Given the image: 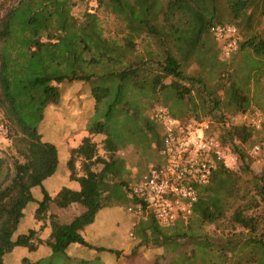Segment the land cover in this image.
<instances>
[{
    "label": "trees",
    "instance_id": "obj_1",
    "mask_svg": "<svg viewBox=\"0 0 264 264\" xmlns=\"http://www.w3.org/2000/svg\"><path fill=\"white\" fill-rule=\"evenodd\" d=\"M77 1L88 6L81 19L72 14L74 0H15L7 7L0 3V110L15 151L0 156V264L15 248L34 252L42 243L50 253L36 260L24 257L23 264H104L99 258L73 257L68 248L79 244L113 252L90 244L83 231L103 208L135 203L128 195L130 172L121 153L131 148L157 153L160 159L162 128L152 117L153 109L163 106L175 118L202 120L187 116L198 91L207 116L214 121H222V106L234 114H247L252 98L246 88L253 75L258 82V75L264 73V37L253 31L254 20L264 16V0H98L97 9L104 6L125 23L126 34L120 39L105 36L97 9L89 11L90 2ZM216 24L235 25L243 39L224 60L232 59L230 63L236 65L254 55L246 73L239 74V83L223 75L229 62L220 59L218 41L210 32ZM138 40H154L158 51L140 54ZM194 64L199 71L189 75ZM217 73L218 81L211 84ZM67 81L90 84L95 111L88 130L104 136L105 154L99 153L91 137H85L66 162V174L79 189L65 186L52 197L44 181L58 170L60 154L54 143L44 139L39 125L47 108L60 103L59 84ZM212 127L217 131L215 123ZM222 127L225 133L220 136L236 155L238 170L251 173L250 149L255 147L258 129L245 121ZM239 178L234 169L218 163L210 182L199 188L188 222L166 227L172 229L169 236L162 237L153 217L147 220L152 223L154 243L168 248V254L191 246L190 253L180 251L170 264H197L198 259L216 264L209 258L213 247L201 230L230 211V223L248 233L239 249L245 252L236 262L264 264V215L246 214L253 200L235 203L240 196ZM252 178L264 200V171ZM35 187L43 193L39 201L32 192ZM32 202L38 203L35 218L49 221L51 232L45 240L35 229L19 231ZM51 203L60 208L77 203L85 210L71 222L61 223L50 213ZM226 250L219 248L220 264L232 259Z\"/></svg>",
    "mask_w": 264,
    "mask_h": 264
},
{
    "label": "rangeland",
    "instance_id": "obj_2",
    "mask_svg": "<svg viewBox=\"0 0 264 264\" xmlns=\"http://www.w3.org/2000/svg\"><path fill=\"white\" fill-rule=\"evenodd\" d=\"M15 0H0L2 6H10L14 4ZM77 2L72 7V14L81 19L83 14L88 9V6L82 2ZM90 7V5H89ZM224 7V3L222 4ZM99 16L100 23L104 29L105 36L121 38L125 33V23L118 20V18L111 13L110 10L104 6H99L96 11ZM256 23V24H255ZM254 29L256 33H259L264 37V16H260L254 20ZM243 41V39H242ZM138 42L139 53L146 55L148 51H158V47L154 40H147L145 42ZM240 51L235 54V58L238 57ZM220 55V54H219ZM254 55L240 59L236 65L231 64L232 60L227 61L225 65V73L223 74L226 79L231 81H241L240 75L246 73L247 66L254 60ZM199 71L197 65H192L188 73L194 75ZM257 77V76H256ZM259 81L253 75L251 82L246 88L251 96L252 104L247 114H234L232 110L227 106H222L220 113H223L222 121H214L211 117L207 116V107L202 104L201 97L198 91L193 94V103L190 106V111L187 116H198L199 118L211 119L214 121L216 127L219 129L223 124H231V122H251L256 116L263 118L261 128L257 130L254 141L255 146H259L258 152H253L250 149V165L251 173H244L236 167L234 170L238 172L240 178L238 181L239 197L234 200L236 204H245L244 202H252V206L245 209V212L249 216L264 215V200L261 198L258 188L254 185V175H261L264 171V73L258 75ZM169 80V79H168ZM218 81V73L213 75L210 79L211 84H215ZM62 91V99L60 103L56 105H50L45 114L44 120L40 123L39 129L43 134L46 141L54 143L59 151L61 163L59 165L58 172L55 175V179L60 183L66 175V159L68 153L74 147L81 144L85 137H91L93 141L98 144L99 153L105 154L104 150V136L93 135L89 133V126L92 123V118L95 111V99L92 95L91 86L89 83L83 81L64 82L59 84ZM223 97V93H221ZM186 116V117H187ZM218 117V114H217ZM248 148V145L246 146ZM15 151L11 140L8 138L7 128L3 118V113L0 110V156L9 157L14 155ZM121 155L126 160V165L129 170V176L126 180L129 184L135 183L146 170L150 163H156L159 160L157 153L148 155L145 151H134L131 148L123 151ZM80 168V162L77 163ZM130 198V197H129ZM254 202H259L256 205ZM132 203H126L123 205H116L108 207V212L112 214L108 215V221L99 223L96 225L101 229H93L87 231V240L95 246L104 247L111 251H94L93 249L77 246L75 251H71L77 254V258L94 259L99 258L104 264H170L171 258H174L180 253V251L187 250L191 252V246L184 245L181 249L168 254V248L160 247L154 243V235L152 233L151 221L143 220L133 213L128 211ZM31 207L26 209L27 216L29 215ZM230 214L221 219L216 224L205 225L201 230L203 237H208L209 244L212 245L213 251L209 258L216 264H220L219 248H228L227 256H232V259H228L222 262L226 264H256L249 263L246 260L237 263L236 260L243 256L244 250H239L244 240L247 238V231L234 224H231ZM103 218V217H102ZM95 226V227H96ZM162 237L169 236L172 229L157 225ZM27 228V222H24L23 229ZM91 231V232H90ZM242 234H239V233ZM133 234V237L131 236ZM44 240V239H43ZM41 245V244H40ZM38 245V246H40ZM45 246V243H42ZM74 248V247H73ZM235 251H232V249ZM25 248H15L12 252L8 253L5 257V264H23L22 257ZM118 252V255L115 253ZM33 255V254H32ZM34 254L33 257H36ZM197 264H203L202 259H198Z\"/></svg>",
    "mask_w": 264,
    "mask_h": 264
},
{
    "label": "built area",
    "instance_id": "obj_3",
    "mask_svg": "<svg viewBox=\"0 0 264 264\" xmlns=\"http://www.w3.org/2000/svg\"><path fill=\"white\" fill-rule=\"evenodd\" d=\"M84 1L90 2V12L96 11L98 0ZM210 32L218 41L223 59H229L239 49L242 38L235 25L216 24ZM152 117L162 128L160 159L150 163L129 185L128 195L135 203L128 211L143 220L153 217L162 227H173L179 221L188 222L199 188L210 182L218 163L235 169L238 161L220 136L224 128L215 131L212 120L178 119L163 106L155 107ZM250 123L260 129L263 118L256 116ZM259 150V146L253 148L255 153Z\"/></svg>",
    "mask_w": 264,
    "mask_h": 264
},
{
    "label": "crops",
    "instance_id": "obj_4",
    "mask_svg": "<svg viewBox=\"0 0 264 264\" xmlns=\"http://www.w3.org/2000/svg\"><path fill=\"white\" fill-rule=\"evenodd\" d=\"M69 155H70V153H68V155L66 156L67 159H68ZM67 159H66V162H67ZM60 163H61V160L59 162V165H60ZM58 169H59V166H58ZM57 172H58V170L56 171V173ZM56 173L53 176L49 177L48 179H46L44 181V188L48 191V193L52 197L56 196V194L65 186L69 187V188H72V189H79L78 183L73 181V180L71 181L69 179V174L68 173L65 175V178L60 183H58L57 179L54 178ZM32 192H33L34 198L37 201H39V200H41L43 198V193H42V190H41L40 187L33 188ZM28 207H31L29 215L27 216V211L25 210V216L23 218V221H22V224L20 226V230L19 231L26 233V232H28L29 229H35L36 231H38L37 235H38L39 238L44 239V240L47 239V237L49 236V234L51 232V229L49 227V221L47 219L46 220H37L35 218V211H36V209L38 207V203L37 202L30 203L28 205ZM107 209H108V207L103 208L102 210H100L98 215H97V217H96L95 222L85 228V230L83 231V236L85 237L86 240H87L86 233H87V231H89V229L90 230L101 229V228L98 227L99 225L96 226L99 223V221H101V223H104L105 221H108V215L112 214V212H108ZM84 210H85L84 207L79 205V204H77V203L72 204L68 208L57 207L54 203L50 204V213L55 214L58 217V219L60 220L61 223H69V222H71L75 216L81 214ZM25 221L27 222V228L24 230L23 229V225H24ZM76 245H79V244H72L68 248L69 255H71L73 257H78L77 254H74V253L71 252V251H75L77 249ZM79 246H81V245H79ZM93 246H95V245H93ZM97 247H99V246H97ZM17 248H19V247H17ZM23 251L26 254L24 257H28L29 259H32V260H36V259H38V258H40L42 256H45V255H48L50 253L49 247L46 246V245L43 246L42 244L40 246H38L37 251L30 252L27 248H25V250H23ZM94 251H96V250H94ZM34 253L37 254L36 257H33ZM24 257H22V259Z\"/></svg>",
    "mask_w": 264,
    "mask_h": 264
}]
</instances>
